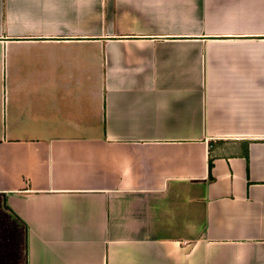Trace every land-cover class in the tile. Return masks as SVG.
I'll list each match as a JSON object with an SVG mask.
<instances>
[{
  "label": "crops",
  "instance_id": "0c3cea01",
  "mask_svg": "<svg viewBox=\"0 0 264 264\" xmlns=\"http://www.w3.org/2000/svg\"><path fill=\"white\" fill-rule=\"evenodd\" d=\"M0 264H264V0H0Z\"/></svg>",
  "mask_w": 264,
  "mask_h": 264
}]
</instances>
